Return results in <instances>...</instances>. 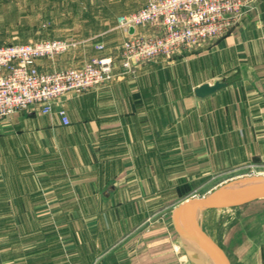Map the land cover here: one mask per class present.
Here are the masks:
<instances>
[{
  "label": "crops",
  "instance_id": "obj_1",
  "mask_svg": "<svg viewBox=\"0 0 264 264\" xmlns=\"http://www.w3.org/2000/svg\"><path fill=\"white\" fill-rule=\"evenodd\" d=\"M115 34L100 32L105 51L91 56L115 58L113 80L0 122V264H183L173 215L187 192L264 168V0L222 37L135 72ZM63 56L38 63L78 66ZM217 81L226 86L195 94ZM238 210L220 241L233 264H264V197Z\"/></svg>",
  "mask_w": 264,
  "mask_h": 264
},
{
  "label": "built area",
  "instance_id": "obj_2",
  "mask_svg": "<svg viewBox=\"0 0 264 264\" xmlns=\"http://www.w3.org/2000/svg\"><path fill=\"white\" fill-rule=\"evenodd\" d=\"M254 3L255 0L149 1L140 11L121 18L128 36L120 47L124 73L222 37L240 24ZM137 27H156L159 31L156 35L145 30L138 32ZM68 45L62 40L0 44V122L33 107L44 114L53 113L54 103L65 94H81L114 79L115 58L110 54L91 58L81 66L52 71L40 68L39 60L56 58ZM97 49L103 51L105 45L98 43ZM58 115L64 125L70 124L65 109H60Z\"/></svg>",
  "mask_w": 264,
  "mask_h": 264
},
{
  "label": "rangeland",
  "instance_id": "obj_3",
  "mask_svg": "<svg viewBox=\"0 0 264 264\" xmlns=\"http://www.w3.org/2000/svg\"><path fill=\"white\" fill-rule=\"evenodd\" d=\"M149 1L151 0H0V44L17 45L62 40L69 44L67 50L60 54L64 55L62 62L75 61L74 65L81 66L94 58L91 57L93 51L104 53L105 49L103 51L97 49L98 43L96 46L93 45L96 39L103 36L98 35L100 32L116 38L117 29L124 32L121 18L140 11ZM144 29L156 35V31L154 33L149 31L150 27ZM123 42L124 40L120 45ZM250 168L240 167L209 175L207 185L188 191L184 199L202 197L213 192L216 186L219 188L218 184L226 185L234 180L264 174V168L253 171ZM252 199L256 198L250 196L234 206L198 213V222L204 231L220 240L226 227L240 220L239 204ZM181 200L178 199L177 202ZM170 211L171 209L167 210V213ZM182 237L185 238L187 247L179 245L177 258L183 264H210L202 246L189 238ZM178 241L182 239L179 238Z\"/></svg>",
  "mask_w": 264,
  "mask_h": 264
},
{
  "label": "water",
  "instance_id": "obj_4",
  "mask_svg": "<svg viewBox=\"0 0 264 264\" xmlns=\"http://www.w3.org/2000/svg\"><path fill=\"white\" fill-rule=\"evenodd\" d=\"M133 32L134 28L131 29V33ZM225 86L226 82L222 81H217L213 85L205 83L195 90V94L204 98ZM250 196L264 197V175L234 180L202 197H191L185 200L174 210V224L182 236L191 239L205 249L210 264H233L222 242L203 230L197 215L212 209L234 206Z\"/></svg>",
  "mask_w": 264,
  "mask_h": 264
},
{
  "label": "bare ground",
  "instance_id": "obj_5",
  "mask_svg": "<svg viewBox=\"0 0 264 264\" xmlns=\"http://www.w3.org/2000/svg\"><path fill=\"white\" fill-rule=\"evenodd\" d=\"M262 175H264V174H262Z\"/></svg>",
  "mask_w": 264,
  "mask_h": 264
}]
</instances>
